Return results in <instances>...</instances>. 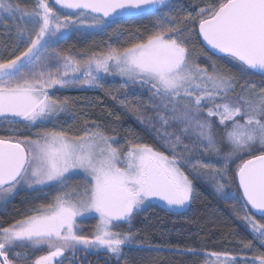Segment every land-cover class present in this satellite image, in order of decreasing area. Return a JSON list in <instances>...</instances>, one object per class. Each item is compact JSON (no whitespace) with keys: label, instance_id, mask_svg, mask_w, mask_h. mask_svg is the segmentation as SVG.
<instances>
[{"label":"snow or ice","instance_id":"6c2138e0","mask_svg":"<svg viewBox=\"0 0 264 264\" xmlns=\"http://www.w3.org/2000/svg\"><path fill=\"white\" fill-rule=\"evenodd\" d=\"M165 8L171 11L166 0H35L27 10L12 0H0V20H16L19 14L22 22L16 26L19 39L15 47L26 44L18 55L0 57V118L12 122L20 118L29 125L51 120L66 110L68 100L53 99L49 89L76 84L95 87L97 74L104 73L118 75L125 87H146L150 99H159L152 107L162 127L170 121L183 125L164 133L171 156L144 143H130L122 153L113 146L117 138L100 131L98 125L77 136L52 130L36 133L35 139L0 137V200L19 186L58 188L52 202L0 228V264L18 260L64 264L68 252L75 264L77 252L101 250L119 264L123 248L136 240L131 231L133 218L150 198H159L169 208H181L191 201L193 184L182 164H191L194 171L215 180L227 176L230 161L239 154L250 152L257 143L264 148V88L257 92L255 84L246 83L241 94L229 99L239 77L219 69L208 53L188 47L193 36L202 37L211 49L236 62L240 73L264 76V0H219L199 8L198 33L191 15L185 18L184 28L165 26ZM62 10L73 12L65 15ZM132 14H154L156 30L130 47L112 48L103 55L82 53L86 57L82 60L51 48L67 30L79 31L85 25L103 30ZM189 20L192 27H187ZM201 55L211 62L212 71L196 62ZM217 118L218 125L214 123ZM186 136L194 137L191 144L184 143ZM225 143L230 151L221 154L220 145ZM194 153L208 156V162L192 163ZM75 170L85 175L82 191L68 185ZM235 177L243 191V220L264 244V223L254 219L248 208L264 219V151L243 160ZM225 187L218 183L217 192L225 199H237L223 191ZM93 212L99 216L93 234H79L77 218ZM117 223L128 224V231H113ZM18 247L32 251L47 247L48 251L32 260V252L12 251ZM250 247L251 241L244 244L245 249ZM205 255L211 257L205 264L237 260L228 252ZM257 262L264 264V255L241 260V264Z\"/></svg>","mask_w":264,"mask_h":264},{"label":"trees","instance_id":"16d2710c","mask_svg":"<svg viewBox=\"0 0 264 264\" xmlns=\"http://www.w3.org/2000/svg\"><path fill=\"white\" fill-rule=\"evenodd\" d=\"M21 8L30 10L35 0H12ZM171 11L168 12V21L165 26L176 28L185 27V18L191 15L196 20L195 31L198 33L199 8L206 5H216L219 0H169ZM54 7H57L53 3ZM59 10V9H58ZM65 15L73 11L62 10ZM4 17L0 20V57L11 58V53L19 54L26 44L18 43L17 25L22 24L18 19ZM154 14L126 16L103 30L90 31L69 30L61 39L51 45V48L61 55H82L93 53L103 55L110 49L122 50L147 38L155 31ZM88 22H91L89 18ZM7 25V26H5ZM187 27H192L191 20ZM188 47L201 53H208L217 62L219 69L236 74L239 79L235 90L230 93L235 99L241 94V86L246 83L256 85V91L264 88V76L252 71L240 73L234 61L225 56H216L203 47L200 37L193 36ZM204 57L196 62L202 67H211L206 64ZM124 81L118 75H105L100 87L96 89H68L53 91V99L68 100L66 110L58 113L53 119L29 125L27 122L5 119L0 122V137L35 139L36 133L42 131H64L69 136L82 135L87 129L99 126V130L106 135L115 136L114 147L122 153L128 150L130 143H144L157 151L165 152L171 156L170 149L165 147V127L156 118L157 110L152 107L150 93L142 91L139 85L129 84L123 86ZM217 102H220L219 100ZM176 128H171L175 131ZM222 129H220L221 131ZM159 133V134H158ZM184 138V137H183ZM223 153L230 151L228 146L220 145ZM264 148L255 144L250 152L239 154L229 163L227 176L217 177L194 171L191 166L183 165L182 170L193 184L192 199L183 210H171L158 204H148L143 211L133 218L131 231L136 234V240L126 245L119 258V264H205V253L228 252L239 260L242 258L254 260L264 255V244L254 237L249 226L243 220L245 212L242 210L244 199L241 195L235 172L243 160L252 155H259ZM195 154V153H194ZM208 158V157H207ZM224 184L223 191L233 193L237 199H225L222 192H217L216 185ZM70 188L82 190L85 181L77 175L68 178ZM58 191L57 186H47L37 190H20L12 199L0 203V228L7 227L32 214V210L41 204L52 202ZM249 214L264 223V219L255 216L250 210ZM98 219L94 216L77 220L80 228L79 234H93ZM126 223H117L114 231H128ZM251 241L249 249L244 244ZM191 250V251H189ZM90 256L102 257L108 264H116L106 251L91 253Z\"/></svg>","mask_w":264,"mask_h":264},{"label":"rangeland","instance_id":"374dc122","mask_svg":"<svg viewBox=\"0 0 264 264\" xmlns=\"http://www.w3.org/2000/svg\"><path fill=\"white\" fill-rule=\"evenodd\" d=\"M88 23H90V22H88ZM95 28H88L87 27V25H85V26H83L79 31H90V30H94ZM71 30V29H70ZM69 32V30H67V31H65L64 32V34H63V36L66 34V33H68ZM68 56H70V55H68ZM74 60H82V59H85L86 57L85 56H82V55H73V56H71ZM201 57H204L205 59H204V61L206 62V64L208 63V65L210 66V64H211V62L207 59V57L206 56H204V55H201ZM213 60V59H212ZM217 63V62H216ZM211 67V66H210ZM98 76H99V78L97 79V81L95 82L96 83V85H98V86H95V87H89V86H87V85H81V84H76V85H72V86H69V87H67V88H61L60 86H56V87H54L53 89H49V94H51L53 91H61V90H68V89H96V88H98V87H100L101 86V84H102V82H103V78H104V76L106 75V74H104V73H99V74H97ZM80 78L81 79H83V76H82V74H80ZM141 90L142 91H144V92H146V89L145 88H141ZM147 93V92H146ZM148 95H149V93H147ZM230 98V97H229ZM231 99H233L232 97H231ZM151 101H152V99H151ZM222 101H220V102H218V103H221ZM152 103H157V104H159L160 103V101H159V99H156V100H153L152 101ZM208 105H205V107H207ZM161 111H162V109H161ZM201 118H204V117H201ZM4 119L3 118H0V122H2ZM16 120H20V121H22V119H20V118H16ZM240 122L241 123H243V119L241 118V120H240ZM214 123L215 124H217L218 125V118L214 121ZM183 125L182 124H179V123H177V122H171L170 121V123H169V125L167 126V127H165L164 128V130L167 132V131H169V130H171V128H176V129H178V128H180V127H182ZM230 126V125H229ZM222 131V130H221ZM16 139H18V138H16ZM16 139H13V140H16ZM20 139V138H19ZM21 139H23V138H21ZM193 140H194V137L193 136H186V137H184L183 138V141H184V143H189V144H191L192 142H193ZM257 144H259V143H257ZM224 146H228L226 143L224 144ZM166 149H168V147H165ZM221 148V147H220ZM228 149H230V147L228 146ZM178 151H180L179 149H178ZM202 151V150H201ZM170 153H172V152H170ZM221 154H223V152H222V150H221ZM208 156H200V155H198V154H193V160H192V163H195L196 162V160H202L203 162H208V160H209V157L207 158ZM215 159H216V157L213 155L212 156V160H213V162L215 161ZM231 162V161H230ZM183 165H187V166H191V164H183ZM72 175H77V176H80V177H82L83 179H84V181H85V175H84V173L82 172V170H75V173L74 174H72ZM222 184V183H221ZM45 186H35L34 188H32V189H29V188H27L26 186H19L12 194H10L9 195V197L6 199V200H0V203H5L6 201H8V200H10V199H12V197L18 192V191H20V190H25V191H28V190H37V189H42V188H44ZM80 191H82V190H80ZM148 204H158V205H161V206H163V207H166V208H168V209H171V210H183V209H185L188 205H189V203L188 204H186L185 206H183V207H181V208H169L167 205H166V203L164 202V201H162V200H160L159 198H150V200H149V202H148ZM147 204V205H148ZM91 216H94V217H96L97 219H98V221H99V216H98V214H96V213H88V214H85L84 216H82V217H78L77 218V220H79V219H83V218H86V217H91ZM254 219H255V217H253ZM114 231V230H113ZM41 250L40 251H42V252H47L48 251V249H47V247H41L40 248ZM37 252H38V250H36ZM35 251V252H36ZM101 251H103V250H101ZM96 253V252H98V251H89L88 253ZM68 253H70V252H68ZM81 253H84V251H82ZM207 260L208 261H211V257H210V255H208L207 256ZM239 259L237 258V260L234 262V264H236V262L238 261ZM257 264H258V262H257Z\"/></svg>","mask_w":264,"mask_h":264},{"label":"flooded vegetation","instance_id":"af4514ba","mask_svg":"<svg viewBox=\"0 0 264 264\" xmlns=\"http://www.w3.org/2000/svg\"><path fill=\"white\" fill-rule=\"evenodd\" d=\"M40 250L41 249L39 248L38 252L37 251L35 252V251H32L30 248L25 249L23 247H18V248L12 249L13 252H24V251L32 252V255H31L32 260H34L39 255L46 254V252H42ZM81 252L82 251H79L76 253L75 264H108V262L105 259H103L102 257H93L92 258L90 256L91 253L86 254L85 252L84 253H81ZM65 255L67 258L64 260V264H71V261H72L71 253H66ZM11 258L12 257L10 255V259ZM16 264H24V262L22 260H18V261H16ZM29 264H31V261H29Z\"/></svg>","mask_w":264,"mask_h":264},{"label":"water","instance_id":"95a60500","mask_svg":"<svg viewBox=\"0 0 264 264\" xmlns=\"http://www.w3.org/2000/svg\"><path fill=\"white\" fill-rule=\"evenodd\" d=\"M168 1H169V0H166V2H168ZM71 11H73V10H71ZM138 15H142V14H132V15H128V16H138ZM198 31H199V27H198ZM200 40H201V43H202L203 47L206 48L207 50H209L210 52H212L214 55H216V56H225L224 54L218 53V52H216V50L211 49V47H210L209 45H207L206 42H204V41L202 40V37H200ZM252 72H253V71H252ZM254 73L259 74L258 72H254ZM259 75H260V74H259ZM237 180H238V178H237ZM238 184H239V182H238ZM239 189H240V188H239ZM240 192H241V195H242V197H243V191H242V189H240ZM248 208H249V210H250L255 216H257V217H261V215H260L259 213H256L255 210H252V209H251V206H250V205L248 206Z\"/></svg>","mask_w":264,"mask_h":264}]
</instances>
